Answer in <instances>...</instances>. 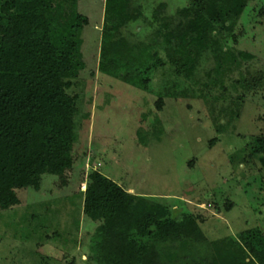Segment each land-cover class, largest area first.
Segmentation results:
<instances>
[{
	"label": "rangeland",
	"instance_id": "obj_1",
	"mask_svg": "<svg viewBox=\"0 0 264 264\" xmlns=\"http://www.w3.org/2000/svg\"><path fill=\"white\" fill-rule=\"evenodd\" d=\"M189 1L135 0L141 16L121 35L132 43L148 42L157 28L156 8L164 4L161 15L169 17ZM104 2L78 3L89 24L82 34L86 67L67 91L78 97L74 131L59 142L67 147L64 152L57 153L56 144L37 152L39 174L15 190L17 206L0 210V264H98L91 246L100 223L83 213L84 192L97 172L130 194L168 207L177 221L193 215L211 243L256 229L264 237V165L246 149L264 138V79L230 89L243 106L234 127L223 135L216 134L211 110L198 94L164 98L158 111L155 94L98 70ZM226 46L254 57L242 61L231 80L242 82L247 69L252 76L264 72V0L247 2ZM212 66L204 61L196 79L206 80ZM169 72L166 67L152 75L155 93Z\"/></svg>",
	"mask_w": 264,
	"mask_h": 264
},
{
	"label": "trees",
	"instance_id": "obj_2",
	"mask_svg": "<svg viewBox=\"0 0 264 264\" xmlns=\"http://www.w3.org/2000/svg\"><path fill=\"white\" fill-rule=\"evenodd\" d=\"M80 1L0 0L1 211L17 206L15 190L39 174L37 152L49 144L59 145L57 153L67 150L59 142L74 131L78 99L67 91L86 67L82 34L89 21L78 11ZM248 1L190 0L169 17L161 15L165 5L160 4L149 41L132 43L121 32L140 18V7H134L135 0H105L98 70L155 94L158 111L164 98L198 94L211 110L216 134H226L243 106L230 89L264 79V72L252 76L248 69L242 82L230 78L240 73L242 61L254 58L226 46ZM204 61L213 66L199 82L196 75ZM166 67L170 72L163 74L167 79L155 93L152 75ZM246 149L264 165V138ZM225 208L230 211L232 204ZM83 213L100 223L91 246L98 264H264L260 229L211 243L193 215L177 221L168 207L128 193L100 172L90 176Z\"/></svg>",
	"mask_w": 264,
	"mask_h": 264
}]
</instances>
